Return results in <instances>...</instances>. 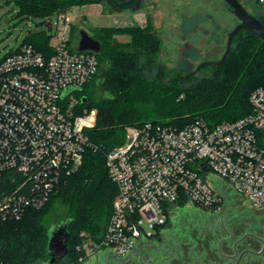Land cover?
I'll list each match as a JSON object with an SVG mask.
<instances>
[{"label":"built area","instance_id":"1","mask_svg":"<svg viewBox=\"0 0 264 264\" xmlns=\"http://www.w3.org/2000/svg\"><path fill=\"white\" fill-rule=\"evenodd\" d=\"M256 1L264 14V0ZM58 20L65 26L52 37L50 54L25 43L0 60V220L45 206L94 146L89 130L97 110L82 97L98 74L97 52L74 48L69 17L61 13ZM73 87L81 89L68 92ZM250 103L249 114L214 125L197 118L127 126L124 142L106 157L118 190L113 212L102 235L81 233L79 261L106 248L126 255L184 198L216 209L232 189L264 207V88L251 93ZM204 163L209 171L200 169ZM212 177L231 188H217Z\"/></svg>","mask_w":264,"mask_h":264},{"label":"trees","instance_id":"2","mask_svg":"<svg viewBox=\"0 0 264 264\" xmlns=\"http://www.w3.org/2000/svg\"><path fill=\"white\" fill-rule=\"evenodd\" d=\"M6 1L17 3L23 14L42 17L61 14L88 3L103 2L110 10H123L132 8L137 2ZM259 18L264 23V14ZM123 31H128L132 39L118 41L116 33ZM90 34L101 42V52L96 53L99 64L102 55L110 59L102 83L103 96L94 92L85 94L97 75L83 90L85 106L97 108L96 124L89 130L97 149L94 146L87 148L81 168L61 182L45 206L28 209L18 220H0V264H36L48 257L49 227L44 225V219L58 201H64L74 214L75 218L68 217L72 219L68 255L79 261L80 253L75 246L81 233L88 231L95 237L102 235L100 233L106 229L113 212L118 190L109 176L106 157L111 149L124 142L127 126L141 125L149 120L187 124L203 118L211 125L237 120L252 112L251 93L258 87L264 88V41L245 29L235 35L232 49L222 64L204 65L202 69L210 68L211 74L187 85L183 84L179 68L167 69L158 62L162 43L150 22L144 27L92 28ZM52 37L46 31L29 33L21 44H33L50 54ZM154 68V78L149 80L145 70ZM196 74H189L187 79ZM57 264L65 263L59 261Z\"/></svg>","mask_w":264,"mask_h":264},{"label":"rangeland","instance_id":"3","mask_svg":"<svg viewBox=\"0 0 264 264\" xmlns=\"http://www.w3.org/2000/svg\"><path fill=\"white\" fill-rule=\"evenodd\" d=\"M240 1L256 16L262 15L261 6L256 0ZM64 14L71 21L66 32L74 48L78 47L82 29L90 33L92 28L144 27L150 22L161 38L162 47L157 55L158 62L167 69L179 68L182 79L194 73L200 63L222 58L227 47L228 33L240 22L224 0H141V7L138 10L130 7L123 10H110L105 3L95 2L74 6ZM58 17L59 14H53L50 17L26 15L21 13L19 5L14 1L0 0V60L11 50L19 47L29 33L46 31L54 36L57 29L62 30L65 26V21H59ZM86 21L90 27L86 25ZM116 37L122 42L132 39L128 31L117 32ZM109 67L110 59L102 55L98 74L85 94L94 92L100 97L103 96V78ZM155 71V68L152 71L145 70L149 80L154 78ZM211 72L212 70L208 67L201 68L195 72L197 74L192 79L185 78L183 84L197 81L198 78ZM96 82H98L97 85ZM94 108L97 110L96 107ZM211 181L217 188H231L226 182L219 183L216 177H212ZM228 191L226 200L220 202L216 209L225 208L226 217L232 227L244 225L245 232H252L264 238V207L256 208L241 194H236L232 189ZM209 209L211 208L201 207L190 199L184 198L169 207L164 216V223L156 226L154 233L147 237H157L167 228L177 233L174 227L181 223L189 224V222L209 219L208 217L219 218L217 213H212L215 208ZM70 216L74 217V214L67 204L64 201H58L47 213L44 225L50 227ZM80 222L83 223L82 220ZM117 259L116 253L106 248L87 258L84 263L76 261L71 255H67L61 261L65 264H117ZM262 264H264V257Z\"/></svg>","mask_w":264,"mask_h":264},{"label":"flooded vegetation","instance_id":"4","mask_svg":"<svg viewBox=\"0 0 264 264\" xmlns=\"http://www.w3.org/2000/svg\"><path fill=\"white\" fill-rule=\"evenodd\" d=\"M212 213L219 218L181 223L174 227L177 233L167 228L157 237H142L126 255H116L117 264H262L264 238L245 232L244 225L232 227L225 208Z\"/></svg>","mask_w":264,"mask_h":264},{"label":"water","instance_id":"5","mask_svg":"<svg viewBox=\"0 0 264 264\" xmlns=\"http://www.w3.org/2000/svg\"><path fill=\"white\" fill-rule=\"evenodd\" d=\"M226 5L230 8L231 12L239 19V23L235 26L233 30L228 33L227 47L224 55L219 60H209L204 61L199 64V66L194 70V72L199 71L204 65H220L222 64L227 56L229 55L233 39L236 34L241 30L245 29L257 36L264 41V23L262 20L256 16L254 13L250 12L247 7L240 0H224ZM141 7V0H137L135 6L132 7L134 10H138ZM86 25L90 27V24ZM79 49L81 50H93L99 52L101 49V42L94 38L88 31L82 29L80 33V39L78 42ZM186 75L182 80L187 78ZM74 89H81L77 87L71 88L68 92ZM86 100V96L82 97V101ZM200 169L202 171H209L210 168L207 164H201ZM72 222L71 218H66L58 224H52L48 228V244H47V254L48 257L44 260L39 261L36 264H57L59 261L63 260L69 253L70 247V231L69 226Z\"/></svg>","mask_w":264,"mask_h":264},{"label":"crops","instance_id":"6","mask_svg":"<svg viewBox=\"0 0 264 264\" xmlns=\"http://www.w3.org/2000/svg\"><path fill=\"white\" fill-rule=\"evenodd\" d=\"M117 255V254H116Z\"/></svg>","mask_w":264,"mask_h":264}]
</instances>
